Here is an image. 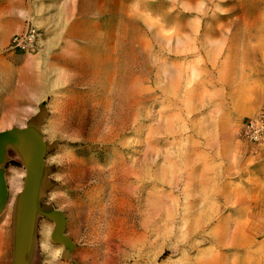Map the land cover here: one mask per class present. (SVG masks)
Listing matches in <instances>:
<instances>
[{"label": "rangeland", "instance_id": "obj_1", "mask_svg": "<svg viewBox=\"0 0 264 264\" xmlns=\"http://www.w3.org/2000/svg\"><path fill=\"white\" fill-rule=\"evenodd\" d=\"M241 12L240 0H0V131L40 130L39 207L64 215L72 245L38 216L30 264H264V142L244 131L264 107L239 90L264 51L245 44L264 34ZM27 23L40 51H6ZM4 171L0 264H12L24 167L11 148Z\"/></svg>", "mask_w": 264, "mask_h": 264}, {"label": "water", "instance_id": "obj_2", "mask_svg": "<svg viewBox=\"0 0 264 264\" xmlns=\"http://www.w3.org/2000/svg\"><path fill=\"white\" fill-rule=\"evenodd\" d=\"M9 148L19 155L25 171L15 205L12 264H30L38 216L54 222L50 236L52 242L63 244L69 250L72 245L64 236V215L59 211L42 210L39 207L47 143L40 130L34 126L11 127L0 131V214L8 200L4 165Z\"/></svg>", "mask_w": 264, "mask_h": 264}, {"label": "crops", "instance_id": "obj_3", "mask_svg": "<svg viewBox=\"0 0 264 264\" xmlns=\"http://www.w3.org/2000/svg\"><path fill=\"white\" fill-rule=\"evenodd\" d=\"M240 4L242 5L241 13L245 28L254 34H264V0H240ZM53 21L55 22V16ZM35 23L43 26V24H46V20L36 19ZM245 45L264 49V40L255 38L247 41ZM255 60L256 62H254L252 68L253 72L247 73V76L245 75L243 86L239 90L244 89L248 95H252L256 109H261L264 107V51Z\"/></svg>", "mask_w": 264, "mask_h": 264}, {"label": "built area", "instance_id": "obj_4", "mask_svg": "<svg viewBox=\"0 0 264 264\" xmlns=\"http://www.w3.org/2000/svg\"><path fill=\"white\" fill-rule=\"evenodd\" d=\"M5 50L12 54H32L40 51V32L31 23L18 33L13 34ZM245 135L254 143L264 142V113L257 119L245 124Z\"/></svg>", "mask_w": 264, "mask_h": 264}, {"label": "bare ground", "instance_id": "obj_5", "mask_svg": "<svg viewBox=\"0 0 264 264\" xmlns=\"http://www.w3.org/2000/svg\"><path fill=\"white\" fill-rule=\"evenodd\" d=\"M40 121V120H39ZM24 175H25V171H24ZM23 181V180H22ZM21 190V189H20ZM19 193V192H18ZM17 193V194H18ZM7 203V202H6ZM5 207V206H4ZM50 227L48 226V224L46 222H41L39 224L38 227V232L37 234H39V247L41 249V251L46 255V258L51 262L54 263L55 259L57 258V256L60 255L63 256V253L60 252L61 249L57 248L54 249L48 241V238L50 239L49 235H50ZM35 246V245H34ZM62 253V254H61ZM33 257V256H32Z\"/></svg>", "mask_w": 264, "mask_h": 264}]
</instances>
